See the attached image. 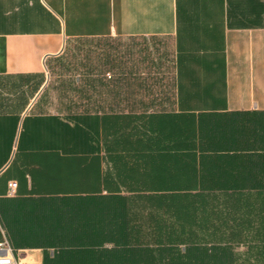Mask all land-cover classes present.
<instances>
[{"label": "crops", "instance_id": "crops-1", "mask_svg": "<svg viewBox=\"0 0 264 264\" xmlns=\"http://www.w3.org/2000/svg\"><path fill=\"white\" fill-rule=\"evenodd\" d=\"M106 38L132 51L128 96L46 111V63ZM174 191L212 199L244 264H264V0H0V242L15 259L66 261L94 198L141 219Z\"/></svg>", "mask_w": 264, "mask_h": 264}, {"label": "trees", "instance_id": "trees-1", "mask_svg": "<svg viewBox=\"0 0 264 264\" xmlns=\"http://www.w3.org/2000/svg\"><path fill=\"white\" fill-rule=\"evenodd\" d=\"M149 202L153 211L139 219L128 198H94L91 214L70 233L76 247L59 249L62 264H244L233 246L242 233L219 217L214 224L212 199L174 191Z\"/></svg>", "mask_w": 264, "mask_h": 264}, {"label": "rangeland", "instance_id": "rangeland-1", "mask_svg": "<svg viewBox=\"0 0 264 264\" xmlns=\"http://www.w3.org/2000/svg\"><path fill=\"white\" fill-rule=\"evenodd\" d=\"M123 46L115 38L70 43L60 57L46 63L42 78L34 82H45L44 109L72 117L117 106V98L127 97L128 90L119 88L116 81L133 78L128 72L132 51Z\"/></svg>", "mask_w": 264, "mask_h": 264}, {"label": "built area", "instance_id": "built-area-1", "mask_svg": "<svg viewBox=\"0 0 264 264\" xmlns=\"http://www.w3.org/2000/svg\"><path fill=\"white\" fill-rule=\"evenodd\" d=\"M17 186L18 184L16 181H11L9 183V194L13 195L16 193ZM0 264H20L13 256V249L6 238L0 242Z\"/></svg>", "mask_w": 264, "mask_h": 264}]
</instances>
